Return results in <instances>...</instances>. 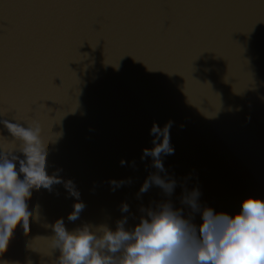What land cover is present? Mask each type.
<instances>
[{
  "label": "water",
  "instance_id": "water-1",
  "mask_svg": "<svg viewBox=\"0 0 264 264\" xmlns=\"http://www.w3.org/2000/svg\"><path fill=\"white\" fill-rule=\"evenodd\" d=\"M0 119L38 123L61 179L30 189L3 264H55L61 218L69 230L125 216L132 227L164 200L187 215L184 188L235 211L264 195V0H0ZM169 121L176 188L141 193L157 171L142 159L151 127ZM0 145L19 148L3 124Z\"/></svg>",
  "mask_w": 264,
  "mask_h": 264
},
{
  "label": "clouds",
  "instance_id": "clouds-1",
  "mask_svg": "<svg viewBox=\"0 0 264 264\" xmlns=\"http://www.w3.org/2000/svg\"><path fill=\"white\" fill-rule=\"evenodd\" d=\"M0 124L19 141V148L12 151L0 145L2 256L17 225L28 226L30 189H50L61 179L47 170L46 142L38 123L0 119ZM170 129L171 121L151 127L152 146L144 148L142 159L151 157L157 171L141 185V193L155 185L171 196L176 188V180L168 176L163 164V157L174 152ZM199 197L198 188H184L180 203L190 209L187 215L171 200H164L144 209L132 227H125L126 216L118 219L114 228L85 224L74 230L58 219L52 225L54 248L60 251L55 264H264V195H245L232 212L202 206ZM83 207L82 202H76L68 220L75 221ZM121 211L128 212L127 203ZM196 213L199 223L195 222Z\"/></svg>",
  "mask_w": 264,
  "mask_h": 264
}]
</instances>
